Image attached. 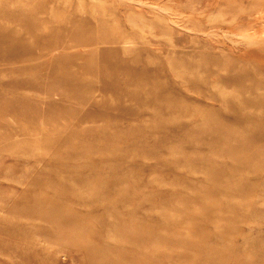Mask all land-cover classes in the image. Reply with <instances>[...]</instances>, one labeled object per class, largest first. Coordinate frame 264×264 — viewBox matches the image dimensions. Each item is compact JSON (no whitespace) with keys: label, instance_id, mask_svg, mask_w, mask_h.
<instances>
[{"label":"rangeland","instance_id":"1","mask_svg":"<svg viewBox=\"0 0 264 264\" xmlns=\"http://www.w3.org/2000/svg\"><path fill=\"white\" fill-rule=\"evenodd\" d=\"M0 264H264V0H0Z\"/></svg>","mask_w":264,"mask_h":264},{"label":"bare ground","instance_id":"2","mask_svg":"<svg viewBox=\"0 0 264 264\" xmlns=\"http://www.w3.org/2000/svg\"><path fill=\"white\" fill-rule=\"evenodd\" d=\"M213 85V84H212ZM241 222V221H240ZM17 244V243H16Z\"/></svg>","mask_w":264,"mask_h":264}]
</instances>
